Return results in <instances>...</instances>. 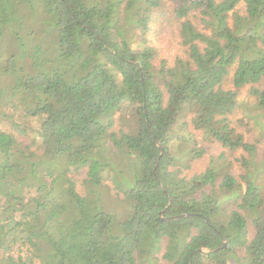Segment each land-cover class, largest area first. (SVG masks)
Here are the masks:
<instances>
[{
  "label": "trees",
  "instance_id": "16d2710c",
  "mask_svg": "<svg viewBox=\"0 0 264 264\" xmlns=\"http://www.w3.org/2000/svg\"><path fill=\"white\" fill-rule=\"evenodd\" d=\"M169 2L188 56L172 67L154 63L148 37ZM231 71L264 108V0H0V264H264V219L249 240L246 216L215 191L255 214L264 201L258 144L230 118L240 104L223 86ZM188 107L207 138L251 154L243 195L213 164L185 173L204 154L181 122ZM121 109L133 121L117 143L133 157H119L127 174L110 178L125 219L100 190L119 166L99 152Z\"/></svg>",
  "mask_w": 264,
  "mask_h": 264
},
{
  "label": "rangeland",
  "instance_id": "374dc122",
  "mask_svg": "<svg viewBox=\"0 0 264 264\" xmlns=\"http://www.w3.org/2000/svg\"><path fill=\"white\" fill-rule=\"evenodd\" d=\"M175 7H177V3L169 2L166 3L162 8L156 9L154 13V22L151 23L152 28L148 33V37L153 45L156 46L157 53L154 63L157 65H160L163 60H166L168 62L167 67H172L175 65L178 58L186 59L188 57L186 53V47L182 43L180 34L181 20L175 17L173 10ZM235 11L239 15H244L246 13L245 3L241 2ZM197 14L199 13H192L190 14L189 18L199 28H202L203 25L200 23L199 16ZM234 17L235 14L233 11L230 13L231 24L234 22ZM232 73L233 71H231V73L227 76L223 82V86L226 89L239 91L240 104L238 109L230 118L232 119L233 125L236 126L237 131L244 135L246 141L255 142L258 144L259 153H257L256 158L258 161H262L264 160V135L261 132L262 129L260 130L259 128L260 125H258L255 120L256 116L259 114L257 119L261 120V122L263 121L264 123V108L259 107L254 97L249 93L250 85H246L238 89L234 86ZM193 116V109L188 107L183 111L180 119L182 123L187 124L186 129L193 134L194 137H192L194 140H196L195 142H197V146L204 148V154L200 158L193 160L191 162L190 168L185 169L183 167L185 173L189 176H192L196 173L203 172L208 166L213 164L218 168L220 175L223 176L226 173H231L236 177L237 183L239 184V186H236V188L238 190L241 188L243 195L246 188V182L241 176L246 172V166L242 161L244 158L251 159V154L243 149L230 150L227 147H224L217 140L207 138L202 130L194 128L192 123ZM131 121H133V117L130 116L129 112H127V109H124V111L121 109V111L117 112L115 115V124L110 130L111 138L107 140L110 148L108 150L99 152L101 156L104 157L103 160L116 158L119 162V166H110L111 169H107V171L104 172L106 179H104L103 185L100 188L101 194L104 198L102 199L105 201V205L109 210L117 215V219H125L129 210L126 208V204L120 200L122 199L123 195L121 193H117L113 180L110 177H114L115 174L120 175L117 173L116 168L123 169L127 174L128 169L123 163L120 162L119 157L126 156V153L130 154V152L128 148H124L123 144L120 142L117 143V141L120 140V135L123 130L129 131L131 125H129V122ZM185 130H183L184 134H186ZM179 131L182 133V130ZM257 140L259 141L257 142ZM192 144H194L193 140L191 142V145ZM176 146L177 145L174 146L175 149ZM131 156L133 157V155ZM84 177L85 174L76 175V179L80 183ZM120 180L121 188L126 189L128 185H130L131 180L126 181L123 179V177ZM257 181L262 186L264 194V169L262 172H260V177L257 179ZM65 183L63 182L64 185ZM218 183H220V180L217 181V184ZM215 191L219 198L224 202V205L228 210L235 209L238 210L242 215L246 216L249 223V240H253L256 236L258 237V234H260L262 228H259L257 223L259 222L258 220L260 218L264 219V201L259 209V212L255 214L248 209L240 207V205L243 203V200L241 197L235 199V193L233 191L222 189L219 187V185H216ZM259 216L261 217L258 218Z\"/></svg>",
  "mask_w": 264,
  "mask_h": 264
}]
</instances>
